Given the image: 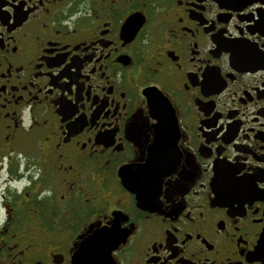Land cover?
<instances>
[{
  "label": "flooded vegetation",
  "instance_id": "flooded-vegetation-1",
  "mask_svg": "<svg viewBox=\"0 0 264 264\" xmlns=\"http://www.w3.org/2000/svg\"><path fill=\"white\" fill-rule=\"evenodd\" d=\"M109 226L116 264H264V0H0V264Z\"/></svg>",
  "mask_w": 264,
  "mask_h": 264
},
{
  "label": "water",
  "instance_id": "water-1",
  "mask_svg": "<svg viewBox=\"0 0 264 264\" xmlns=\"http://www.w3.org/2000/svg\"><path fill=\"white\" fill-rule=\"evenodd\" d=\"M130 170L140 171L141 169L139 166H129L121 170L123 182L125 181V173ZM110 230L112 231L111 235L99 232L94 240L84 241L73 256V262L81 264H115L112 250L117 247L121 239L117 236L114 227H111Z\"/></svg>",
  "mask_w": 264,
  "mask_h": 264
},
{
  "label": "snow or ice",
  "instance_id": "snow-or-ice-1",
  "mask_svg": "<svg viewBox=\"0 0 264 264\" xmlns=\"http://www.w3.org/2000/svg\"><path fill=\"white\" fill-rule=\"evenodd\" d=\"M151 115H152V116H155L156 119H155V120L148 121V122H147V127L150 128V129H152V130H154V131H155V130H158V129L160 128V123H159L160 117H159V114H158L155 110H153V112L151 113ZM142 159H143V157H142ZM169 171H170L171 173H174V172L178 171V169H177L176 165L173 164ZM165 175H168V173H166ZM163 182H164V181L161 180L159 183H157V185H156V187H155V190H154V192H153V195L155 196V198H156L157 200H163V195H164V193H163V191H162V189H161V184H162ZM216 194H217L218 197H219V196H223V193L220 192L219 190H217V193H216ZM110 227H111V226H109L108 228H105L104 230H105V231H108Z\"/></svg>",
  "mask_w": 264,
  "mask_h": 264
},
{
  "label": "bare ground",
  "instance_id": "bare-ground-1",
  "mask_svg": "<svg viewBox=\"0 0 264 264\" xmlns=\"http://www.w3.org/2000/svg\"><path fill=\"white\" fill-rule=\"evenodd\" d=\"M100 233H103V232H100ZM106 234L110 235V232H105ZM81 264V263H80Z\"/></svg>",
  "mask_w": 264,
  "mask_h": 264
}]
</instances>
